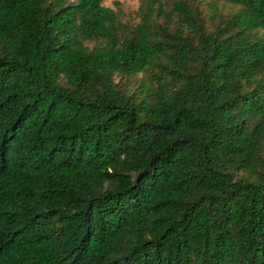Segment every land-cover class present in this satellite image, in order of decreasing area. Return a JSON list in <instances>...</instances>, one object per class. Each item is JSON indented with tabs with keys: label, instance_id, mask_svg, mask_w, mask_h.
I'll return each instance as SVG.
<instances>
[{
	"label": "trees",
	"instance_id": "obj_1",
	"mask_svg": "<svg viewBox=\"0 0 264 264\" xmlns=\"http://www.w3.org/2000/svg\"><path fill=\"white\" fill-rule=\"evenodd\" d=\"M104 2L0 0V264H264V0Z\"/></svg>",
	"mask_w": 264,
	"mask_h": 264
},
{
	"label": "rangeland",
	"instance_id": "obj_2",
	"mask_svg": "<svg viewBox=\"0 0 264 264\" xmlns=\"http://www.w3.org/2000/svg\"><path fill=\"white\" fill-rule=\"evenodd\" d=\"M116 3H120L123 10L127 14H132V15H134L140 7V0H105L104 5L116 9L117 8Z\"/></svg>",
	"mask_w": 264,
	"mask_h": 264
}]
</instances>
